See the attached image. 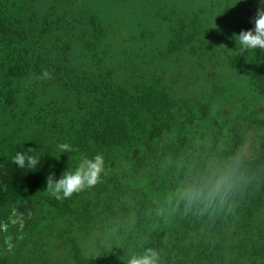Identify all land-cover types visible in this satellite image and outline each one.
<instances>
[{
    "label": "trees",
    "instance_id": "1",
    "mask_svg": "<svg viewBox=\"0 0 264 264\" xmlns=\"http://www.w3.org/2000/svg\"><path fill=\"white\" fill-rule=\"evenodd\" d=\"M241 2L218 28L203 8L169 23L165 54L215 59L260 102L264 50L241 52L233 39L254 27L260 0ZM111 27L73 0H0V224L17 207L35 209L0 264H127L149 247L162 264H264V135L245 157L241 124L217 116L225 91L189 98L162 75L116 65ZM43 69L53 79H37ZM29 148L35 170L12 163ZM98 153L96 186L63 200L46 191L50 173L58 180ZM217 181L211 203L177 204L178 188Z\"/></svg>",
    "mask_w": 264,
    "mask_h": 264
},
{
    "label": "rangeland",
    "instance_id": "2",
    "mask_svg": "<svg viewBox=\"0 0 264 264\" xmlns=\"http://www.w3.org/2000/svg\"><path fill=\"white\" fill-rule=\"evenodd\" d=\"M241 1L73 0L82 12L91 9L112 22V55L116 65L125 70L138 66L143 74L162 75L174 92L189 98L215 94L217 87L225 91L217 116L241 124L245 137L243 155L249 158L257 150L259 137L264 135V130L253 123L264 121V101H252L241 89L240 78L215 66V59L210 62L202 57L198 61L200 66L186 56L177 57L176 61L165 54L169 23L203 8L206 13L201 17L213 21L218 28L223 19H231L241 10ZM34 214V207L25 204L16 208L9 222L0 224V258L18 250L21 240L28 235Z\"/></svg>",
    "mask_w": 264,
    "mask_h": 264
},
{
    "label": "clouds",
    "instance_id": "3",
    "mask_svg": "<svg viewBox=\"0 0 264 264\" xmlns=\"http://www.w3.org/2000/svg\"><path fill=\"white\" fill-rule=\"evenodd\" d=\"M250 22L254 25L252 29L242 30L238 35H233L236 44L240 45L241 52L257 48L264 50V0H260V7L257 8L255 17ZM37 79H53V74L43 69ZM58 149L62 152L75 150L68 143L59 144ZM35 153L36 150L33 148L17 152L12 158V163L21 169L35 170L40 164V159ZM102 173H105L102 154L98 153L91 159L82 156L74 172L66 170L58 180L54 173H50L46 177V191L58 200L68 199L74 193L96 186L101 180ZM222 183L223 181H217L207 191L196 188H178L174 196L177 204L185 201V208L188 210L194 203L201 201L211 203L219 194ZM171 199L172 197H169V200ZM127 264H162L161 252L154 248H145L140 253L131 254L127 259Z\"/></svg>",
    "mask_w": 264,
    "mask_h": 264
}]
</instances>
